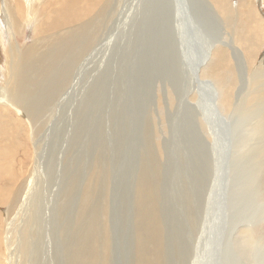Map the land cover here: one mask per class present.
<instances>
[{"label": "rangeland", "instance_id": "1", "mask_svg": "<svg viewBox=\"0 0 264 264\" xmlns=\"http://www.w3.org/2000/svg\"><path fill=\"white\" fill-rule=\"evenodd\" d=\"M114 1L115 9L104 21L98 42L84 53L82 61L77 60L75 75L62 90L57 105L46 113V118L50 119L47 131L54 123H60L64 132L58 139L54 129L48 134V143L57 142L58 146L54 145L56 150H49L47 156L49 188L42 193V200L46 201V214L52 216L50 224L58 225L57 214H63L57 234L54 229H48L52 238L48 260L52 262L53 256L49 254L54 252L55 258L64 264H101L94 260V254L103 246V227L107 221L112 244L110 264H150L155 254L150 241L161 235L165 246L161 242L157 255H163V264H264V117L261 118L264 107L256 115H250L252 121L250 116H244L247 108L243 105V110L241 102L238 103L240 116L224 112L221 115L217 107L211 105L216 104L212 100L216 94L211 83L214 79L203 67L195 69L200 61L208 67L216 56L215 51L227 49L240 63V74L245 76L238 81L240 97L247 91L244 78L250 77L251 70L243 61L237 39L223 23V27H215L209 37L210 54L206 42L200 45L199 39V52L194 49L190 55L188 51L169 55L170 47L163 46L161 50L165 52L160 53L151 44L154 40L151 32L161 31L167 42L165 35L170 34L167 28L159 30L158 27L147 35L141 33L142 37L136 34L131 37L130 32L136 31L135 19L132 16L127 19L125 15L129 14L131 0ZM155 25L153 21L152 26ZM216 31L221 35L216 36ZM18 40L24 45L31 42L28 35ZM261 53L260 58H263L264 49ZM2 60L0 50V67ZM64 62L61 59L55 67L42 65V74L48 76L46 81L55 79L59 66L69 67L71 72L69 59V66L63 65ZM256 68L253 66L252 70ZM2 78L0 71V91ZM50 83L53 86L56 82ZM46 90L40 85L28 87L27 92L22 90L21 94L42 97ZM172 95L176 98L174 107H170ZM188 100L192 105H188ZM169 109L178 117L174 126ZM188 109L191 115L187 114ZM164 117L169 119V126L163 125ZM203 120L208 123L205 127L200 122ZM60 142L65 156L72 149L70 144L74 145L72 157L76 164L71 168L70 177L73 176L71 182L75 180L76 196L66 193L58 202L50 172L56 169ZM90 171L94 174L101 171L103 177H97L100 173L95 175L93 195L86 201L85 184ZM67 175L65 172L63 185L69 183ZM103 180L104 184H100ZM153 192L157 204L150 196ZM245 230L252 234L251 248L246 244ZM53 236L61 238L54 244V250L51 249ZM59 242L61 251L56 254ZM78 243H83V247L79 248ZM33 247H40L42 255V250L47 252L46 241H38Z\"/></svg>", "mask_w": 264, "mask_h": 264}, {"label": "bare ground", "instance_id": "2", "mask_svg": "<svg viewBox=\"0 0 264 264\" xmlns=\"http://www.w3.org/2000/svg\"><path fill=\"white\" fill-rule=\"evenodd\" d=\"M113 1L114 0H0V50L3 58V64L0 67L1 77H3V86L0 91V264H39V262H46L47 264H64V262L58 261L55 258L54 252V255L52 253L49 254V257L53 256L52 262L48 260V253L50 252L49 241L52 239L50 234L51 231L49 232L48 229H54V234L56 235L59 229L60 217L63 216L62 213V216L58 213L56 219L57 224L59 220V224L55 226L54 224H50L52 216L46 214L44 208V203L46 204V201L42 200V193L44 191L48 192L47 189L49 188L47 186L48 179L46 172L47 165L49 164L47 156L49 155V150L52 152L53 149H55L54 145L57 144V142L54 143V145L48 143L50 141L48 134L54 129L58 139V135L63 131L61 132L62 126L59 125L60 123L54 122L55 126H51L50 131H47V125L50 124V119L46 118V113L52 109L53 105H57L62 90L65 89L73 75H75L74 71L77 69H75L77 60L81 57L83 58L86 54L85 52L98 42V34L105 25L104 21L110 16L114 8L115 1ZM186 5H188V7H186ZM213 12L215 14L214 16ZM127 13H129L125 14L127 19L130 16L135 19L134 26L136 28L134 30L136 31L135 33L132 31L130 32L131 37L135 34L142 37L141 33L144 35L146 33L147 35L150 30H155L158 27L159 30L160 27L161 30L167 28L170 34L165 31V33L163 32L164 34H168V36L165 35V41L167 42H164L163 34L161 35L159 33L161 31H156L155 33L157 34L151 32L154 39L151 44L159 49L160 53L165 52L161 50L163 46L172 48V50H170V48L168 49L169 51L167 54L169 55L173 53L175 55L183 54L184 52L186 53V51L190 52V55L191 53L193 54L194 49L196 52H199L198 47L204 41L206 42L205 46L208 52V49L212 48V46H210L211 44L209 45V37L214 32L213 29L215 27H223L222 24L224 23L225 28L230 31L229 33L232 37L237 39L238 42H235L241 47V53L244 55L243 61L251 70L248 74L250 77H248V79L244 78L247 91L242 90L243 94L239 97L238 93H240V91L237 90L238 81H240L239 78L245 77L240 74V63L227 49L220 48V52L218 49L215 51L214 54H216V56L208 67L205 66V63L202 65V61L196 64L195 67V69L200 68V70L203 67L204 71L214 79L211 83L215 86V89L213 86L211 88H213L216 93L214 94V99H212L216 104L213 102L211 103V101L210 103L212 106L217 107L220 114L222 112H224V114L231 113L232 116L233 114H237V117L241 115L240 107H238V103L240 105V102L242 108L243 105L247 108V114H244V116L247 115L246 117H249L251 114L254 116V114L256 115L260 112V109H263L264 57L260 58V56L262 57L261 52L264 49V0H131L130 9ZM153 21L156 22L154 27L152 26ZM219 24H221V26ZM169 28H172V30L169 31ZM26 35H28V39H31V42L26 45H24L23 42L21 44V39L18 40V38L26 39ZM215 35L219 36L221 34L216 31ZM197 39H199V42L201 41L200 45H198ZM109 45L111 44L108 43V46ZM238 50H240V48ZM118 51H120V48ZM208 54H210V52H208ZM61 59L65 60L63 65H67L69 62L72 64L71 72L69 67L64 69L65 66H59L57 68L59 69V74L55 79L46 81L48 76L42 74V65L51 67L58 64ZM194 64L195 63H193L191 67H194ZM253 66L257 67L256 71L252 70ZM51 81H55L56 83L51 86ZM48 84L49 87L47 86ZM40 85L43 86L45 90L46 87H48V90L41 95L42 97L21 94L22 90H26L25 92H27L28 87L37 88L40 87ZM206 85L209 86L207 83ZM36 92L38 93L39 90H36ZM40 92V94H42V91ZM33 93L34 92H32V94ZM175 101V95H172L170 97V107H174ZM189 104L191 103L188 100V105ZM171 112L172 111L169 109V118H171L172 125L174 126L176 125L175 120L178 117L177 114H172L173 112ZM188 113L190 114L192 112L188 109L187 114ZM205 113L207 114L206 111ZM251 116L249 118L252 121L253 119H251ZM263 117L264 116L261 118L263 119ZM258 118H260V116H258ZM167 120L169 119L164 117L163 125L165 127L169 126ZM200 122L203 127L208 124L205 123L204 120ZM261 130L262 129H260V131ZM173 131L175 130L173 129ZM45 132H48L47 136ZM41 133H44V136L41 137ZM62 139L65 138L63 137ZM59 145L61 148H58V154L57 151H54V155L57 154L56 169L54 172H50L52 176V180L50 181H54L53 186L57 189L56 196L59 195L57 197L58 202L62 200L63 195L66 196V193L72 197L76 196L74 190L75 180L71 182L73 176L70 177L71 168L76 164L75 159L72 157L74 145L70 144L72 145V149L66 156L63 155V144L61 145L60 142ZM20 150L21 152H19ZM62 159H64V162ZM54 161L55 159L53 156V162ZM65 172L68 173V185L62 184ZM97 173V177H103L101 171ZM96 174L90 171L89 180H87V182L85 181L86 201L91 197L90 195H93L94 182L97 180ZM104 174H106V172H104ZM103 182L104 180L101 181L100 184ZM49 186L51 187V185ZM60 196L62 197L60 198ZM150 196L154 200V204H157L158 200L155 193H151ZM68 197L70 198V196ZM49 204H51V202H49ZM88 205L91 207L90 204ZM54 213L56 216L57 210ZM103 228L105 231V239L101 250L98 249L95 252L94 260L101 264H110V250L112 244L107 234L110 231L107 221L106 223L104 222ZM93 229L96 228L93 227ZM90 230L92 231V228ZM244 233L248 239L246 244H248V246L250 245L251 248L254 243L251 238L252 234L249 230ZM161 236L153 238L150 241L153 250L150 249L155 253L150 260V264H163V260L161 259L163 255H157V251L161 247V242L164 244V239L161 238ZM59 239L61 238L58 236L54 237L51 243L52 250H54V244L57 243ZM38 241H46L47 252L44 251L45 249L42 250L43 255L39 250L40 247L35 249L33 247L34 243L36 244ZM77 246L79 248L83 247V243H78ZM163 246H165V244ZM33 249L35 251H33ZM60 251L61 246L59 242L58 245H56V254H60ZM32 253L34 254L33 258ZM45 254L46 256H44ZM39 257H42V259ZM43 258H46L45 261H43Z\"/></svg>", "mask_w": 264, "mask_h": 264}]
</instances>
